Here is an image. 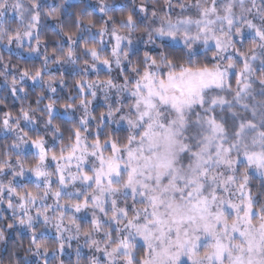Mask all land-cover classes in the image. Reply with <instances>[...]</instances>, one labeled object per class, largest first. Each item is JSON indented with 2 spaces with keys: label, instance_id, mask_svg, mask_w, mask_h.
Returning a JSON list of instances; mask_svg holds the SVG:
<instances>
[{
  "label": "snow or ice",
  "instance_id": "snow-or-ice-1",
  "mask_svg": "<svg viewBox=\"0 0 264 264\" xmlns=\"http://www.w3.org/2000/svg\"><path fill=\"white\" fill-rule=\"evenodd\" d=\"M0 264H264V0H0Z\"/></svg>",
  "mask_w": 264,
  "mask_h": 264
}]
</instances>
